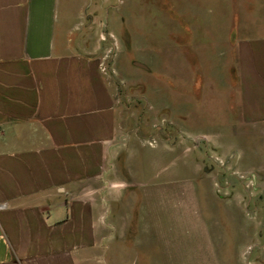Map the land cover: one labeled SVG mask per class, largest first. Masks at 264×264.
<instances>
[{"label":"crops","instance_id":"crops-1","mask_svg":"<svg viewBox=\"0 0 264 264\" xmlns=\"http://www.w3.org/2000/svg\"><path fill=\"white\" fill-rule=\"evenodd\" d=\"M239 1L228 85L213 92L232 136H264V0ZM120 2L0 0V264H263L251 250L264 219L261 232L243 215L264 205V158L192 129L184 110L195 143L154 132L155 106L171 104L121 88L127 67L147 69L125 54Z\"/></svg>","mask_w":264,"mask_h":264},{"label":"rangeland","instance_id":"rangeland-1","mask_svg":"<svg viewBox=\"0 0 264 264\" xmlns=\"http://www.w3.org/2000/svg\"><path fill=\"white\" fill-rule=\"evenodd\" d=\"M78 1L73 0V3L76 4ZM114 1L117 3V0ZM232 1L121 0L117 5L120 6L122 18L119 32L122 34L125 54L145 64L147 70L134 71L136 68L133 66L134 69L130 70L124 57L120 60V65L123 70L124 67L127 69L124 71L126 76L122 78L120 86L122 90L157 89L156 93L154 92L157 94L155 103L160 102L162 97L170 102L168 114L154 104L156 105L154 119L161 124L159 129L153 127L155 133L159 132L163 137L169 135L172 139L176 135H183L191 143H195L190 138L197 133L187 129L179 115V110L181 112L184 110L188 118L187 123L192 129L202 133H217L218 136L233 141L232 143L251 152L252 157L249 158L258 163L259 159L262 161L264 158V136H259L256 130L244 136L242 132H235L232 136V127L227 124L229 119L227 120L225 114V100L222 94L213 92V88H226L228 85L226 63L232 56V48L226 44V33L229 31L226 26L230 25L232 19ZM239 3L253 5L256 4V0H240ZM237 20H240V23L245 22L244 24L250 27L256 26V13H239ZM129 47L132 50L129 51ZM196 80L203 86V94L197 96V99L194 98L196 94L194 96L193 92ZM161 88L164 90L163 94ZM183 88H189L190 92L184 95ZM158 90L160 92H157ZM258 148L261 149L260 156ZM233 151H236V148L222 151L220 164L223 167L227 160L229 162L232 159ZM211 165L216 168L213 162ZM232 165L230 163L229 169L224 170L228 173L233 168ZM226 172L219 174L220 179L230 176ZM240 176L242 178L239 180L251 179V175ZM252 186L253 184H250V188ZM243 218L249 220L254 230L262 232L264 205L258 208L251 203L249 206L246 205ZM263 240L264 236L258 243L261 246H257L251 252L252 259L256 262L261 260L264 264V253L261 257L254 253L263 249Z\"/></svg>","mask_w":264,"mask_h":264},{"label":"water","instance_id":"water-1","mask_svg":"<svg viewBox=\"0 0 264 264\" xmlns=\"http://www.w3.org/2000/svg\"><path fill=\"white\" fill-rule=\"evenodd\" d=\"M136 64H137L138 66L142 67V68H146V69H147V66L144 65L143 63L137 62Z\"/></svg>","mask_w":264,"mask_h":264}]
</instances>
